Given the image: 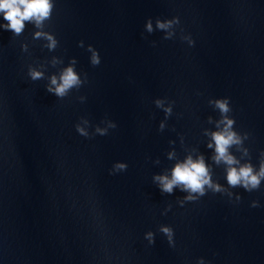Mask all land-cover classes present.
I'll return each instance as SVG.
<instances>
[{"label": "water", "instance_id": "1", "mask_svg": "<svg viewBox=\"0 0 264 264\" xmlns=\"http://www.w3.org/2000/svg\"><path fill=\"white\" fill-rule=\"evenodd\" d=\"M52 2L40 28L26 22L19 36L0 28V264H264V182L253 192L229 187L226 165L208 147L221 119L209 100L227 97L233 131L249 134L240 146L249 156L237 146L229 152L259 166L264 0ZM173 17L180 24L164 40L155 22ZM149 19L152 33L144 27ZM36 32L52 35L57 47L49 51ZM72 60L88 82L58 99L45 86ZM29 67L44 79L31 81ZM156 99L175 102L171 116ZM107 121L117 127L96 134ZM189 156L202 157L225 191L206 189L193 201L179 188L162 194L152 177H170ZM116 163L127 170L110 174ZM161 226L173 229L174 246Z\"/></svg>", "mask_w": 264, "mask_h": 264}, {"label": "clouds", "instance_id": "2", "mask_svg": "<svg viewBox=\"0 0 264 264\" xmlns=\"http://www.w3.org/2000/svg\"><path fill=\"white\" fill-rule=\"evenodd\" d=\"M54 4L52 0H0V13H3V19L7 21L6 25H0L6 31H11L14 35L19 36L25 27V23H34L37 28H40L43 22L49 19L52 15ZM180 24L178 17H173L171 20L161 21L159 19L155 22V30L163 31L166 35L164 40H171L175 35L174 28ZM145 31L152 33L154 31L152 20L146 21ZM43 37L48 41L46 47L49 51L54 50L58 41L50 34L43 32H36L34 38ZM187 41L189 47H192L194 41L190 36L183 37ZM79 46L83 47L81 41ZM153 46L155 44L153 43ZM22 50L26 51V46H22ZM91 52L90 63L92 66H98L100 64L99 53L89 45L88 49ZM57 59H53L52 63L55 65L59 63ZM75 60H72L68 67L64 68L59 76L52 75L48 78V84L45 86V90L55 95L58 99H64L69 96L70 92L75 89L79 90L83 85L87 84V74H84V78L76 73L74 70ZM27 76L31 81L43 80L44 72L36 70L33 67L28 68ZM79 101L83 103L85 101L84 96L78 97ZM168 104L165 107V104ZM155 107L162 109L165 113V118L172 115V106L174 101H166L164 99H156L153 101ZM209 104L213 105L221 115V119L217 122L216 127L219 129L216 132L210 134L213 143H209L208 147L212 148L215 145V156L213 160L215 163H223L226 165V182L231 188L240 187L246 192H253L259 190L261 183L264 182V152H261V160L258 168L253 166L252 163L246 162L240 164L234 156L229 152V149L233 146H237L244 156H249V150L247 148L240 147L243 141L249 138V134L245 133L243 136L233 131L235 124L234 119L228 117V113L232 111L230 107V100L225 97L222 99L209 100ZM211 122V121H210ZM81 123L88 124L87 120L82 119ZM164 123L160 124V130H163ZM117 125L113 121H107L105 128L96 127L95 132L100 136L108 135L109 129H115ZM76 132L84 137H88V132L85 127H81L80 124L76 125ZM169 158H172V154L169 153ZM250 159V157H249ZM127 164L116 163L113 165L110 174L117 172H124L127 170ZM154 183L159 187L162 194H172L175 188H179L181 191L188 193L184 197L185 201H193L206 194V189H210L212 192H223L220 185L214 184L211 180L208 167L205 165L202 157H198L195 161L189 156L183 163H177L172 171L171 176L168 175H156L152 177ZM231 195V193H229ZM240 199L239 196L236 197ZM181 201V205H182ZM251 207H259L256 201H253ZM170 210L165 209V213ZM165 213H162L165 214ZM159 231L167 238L169 246H174V231L171 227L161 226ZM149 243H154V234L148 232L145 237ZM198 264H203V261H199Z\"/></svg>", "mask_w": 264, "mask_h": 264}]
</instances>
